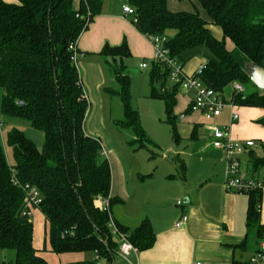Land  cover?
<instances>
[{"label": "trees", "instance_id": "obj_1", "mask_svg": "<svg viewBox=\"0 0 264 264\" xmlns=\"http://www.w3.org/2000/svg\"><path fill=\"white\" fill-rule=\"evenodd\" d=\"M127 1L136 10L135 24L143 34L168 35L167 31L176 30L174 36L168 35L167 45L179 61L185 50L206 45L214 58L206 63L202 80L222 94L229 84L252 81L250 64L264 68V0H198L209 20L198 10L171 11L167 0ZM102 4L103 0H81L75 8L74 0H0V111L4 117L26 120L44 135L39 147L19 128L7 133L14 166L0 144V250L16 252L14 261L3 264H49L34 246L31 217L23 214L26 185L37 187L43 196L39 209L46 218L52 251L97 250L99 256L109 258L117 250L109 216L97 203L100 196L111 195V165L100 140L84 129L89 99L70 49L101 12ZM210 23L221 27L222 39L215 37ZM228 40L233 49L227 47ZM101 54L123 58L130 51L127 43L107 44ZM114 71L124 105L125 118L120 123L133 127L142 142L145 132L130 102L131 77L122 62ZM169 79V70L153 63L151 96L165 101L173 124L179 84L168 89ZM231 100L264 108V90H234ZM260 122L264 125V117ZM259 161L264 164V158ZM260 202L261 190L250 192L247 225L259 234L264 232L258 223ZM119 227L141 250L156 241L148 219L134 229Z\"/></svg>", "mask_w": 264, "mask_h": 264}, {"label": "crops", "instance_id": "obj_2", "mask_svg": "<svg viewBox=\"0 0 264 264\" xmlns=\"http://www.w3.org/2000/svg\"><path fill=\"white\" fill-rule=\"evenodd\" d=\"M4 1L8 3L18 2V0ZM80 1L74 0L75 8H79ZM124 4L129 3L127 0H103L101 12L94 17L88 29L78 39V69L83 84L87 83L91 90H93L92 84L99 91H102L107 82L116 81L115 71L112 73L111 70L107 69L111 60L117 66L118 62L124 63L125 73L128 72V75H130L128 66L132 65L131 59L133 57L137 58L139 68L148 69L151 65L150 71L152 70L153 44L149 36L137 28L134 18L124 13ZM167 4L168 8L175 12L198 10L205 19L209 20L207 12L198 0H167ZM209 28L215 37L222 39L221 27L210 23ZM167 34L174 36L176 30L171 29L167 31ZM123 43L128 45L129 56L113 58L101 54L105 45L117 46ZM227 47L233 49L232 41L231 43L227 41ZM212 58H214V54L206 45L189 48L181 54L186 74H193L197 68ZM147 60H150V64L148 63L147 67H142L141 64ZM79 65H82L84 74ZM130 77L132 86V76L130 75ZM149 81L151 94V73L149 74ZM170 82L172 83L171 86H169ZM175 84L177 83L169 79L167 88L172 89ZM181 88L179 85L174 114L177 117L181 115L183 121H189L193 124L191 139L198 141L201 129H204L206 137L210 139L204 146L195 142L191 151H185V159L179 155L174 158L172 168L169 169L170 173L167 175L160 174L161 178L164 176L166 179H172L173 184H164H167L168 190L177 192V194L183 193L186 198L185 204L184 202L182 205L177 203V206L173 208L171 218H167V213L162 210H155L153 213L146 211L138 200L139 197H143L141 194L138 197L137 182L131 173H127L123 160L98 138L103 149L107 152L106 158L111 165L110 194L115 200L111 205L113 217L118 225L129 229L138 227L143 220L148 219L156 234V241L149 249L141 250L139 248L137 252L123 255L119 251V240L116 238L118 241L117 250L109 258L102 256L97 258L95 250L56 253L51 249L45 215L41 209L35 208L31 217L34 223L33 242L35 248L40 251V254L46 258L49 264H197L198 262L202 264H251V258L264 240V232L259 234L256 229H248L250 193L228 191L225 187L227 158L224 150L216 147L213 143L212 128L214 125L212 121L225 123L226 125H224L230 128L229 133L234 140H256L257 145L255 147H246L244 152L240 154V161L242 170L248 177L261 178L264 177V164L258 162V159L264 158V125L260 122L264 117V108L241 107L239 120L235 122L231 121L232 109L229 106L226 107H229L230 110H226L225 107L220 115L212 117H208L202 111L187 112L194 93L183 88V92H181ZM85 90L87 92V89ZM222 95L226 99L225 92ZM2 96L3 90L0 88V110ZM180 100L181 102H179ZM88 113L86 118L89 115L88 118L90 119L88 125L85 119L84 129L86 128V133L91 136L95 134L90 122L91 111ZM5 118L7 117H4L0 111V144L4 146L9 164L14 166V156L12 161L8 154V151L13 154V149L8 145L7 138H5V142L9 146V150L5 148L4 139L1 137V127L3 126L2 123L6 121ZM38 146L41 147L42 145ZM193 164L202 167V171L199 172L197 179L190 180ZM152 175L153 173L150 174L151 178ZM179 179L180 182H177ZM151 187L153 188L150 192L151 195L159 197L161 194L158 190L161 187L156 188L154 183L151 184ZM133 200L135 201L132 205L135 204V206L128 207ZM97 203L101 207L99 200ZM184 214L188 215V221L183 226L177 227L176 222ZM258 223L260 227H264V190H261ZM42 228L45 235L42 234ZM42 251L47 253H42Z\"/></svg>", "mask_w": 264, "mask_h": 264}, {"label": "rangeland", "instance_id": "obj_3", "mask_svg": "<svg viewBox=\"0 0 264 264\" xmlns=\"http://www.w3.org/2000/svg\"><path fill=\"white\" fill-rule=\"evenodd\" d=\"M228 42L231 43L230 40H228ZM131 60L132 65L128 66V70L132 76L130 102L132 108L137 111L139 115L140 124L145 132V137L141 142L133 127L125 126L119 122L125 118V114L124 105L119 93L121 91V85L117 79L115 82H107V85L102 91H99V89L94 87L93 84V90H91L85 81V89H87V92L89 93H87V95H89L90 103L88 107L89 113L91 111L90 122L92 123V131L95 134L91 136L100 138L105 146L107 145L113 153L123 160L127 173H131L135 182H137V190L139 191L138 197L140 194L143 197H139L138 199L140 205L144 207L146 211H150L151 213L155 210H162L167 213V218H171V213L173 212V208L177 206V201L182 200L185 204L186 198L183 193L177 194V192L168 190L167 184H173V181L172 179H166L164 176L161 178L160 174L167 175L170 173L169 169L172 168L174 158L178 155L184 158L185 151H191L195 146V142L204 146L210 141V139L206 137L204 129L200 130L198 141L191 139L190 136L193 124L189 121H183L181 115L176 118L175 123H170L166 114L165 101L161 98H154L150 94L149 74L151 73V65H149L148 69H141L138 67L136 57H133ZM110 62L111 63L107 65V69L109 71L111 70L113 73L116 65L112 60ZM119 63L120 62H118V65ZM147 63L150 64V60H147ZM79 68L84 74L82 65H79ZM171 85L172 83L170 82L169 86ZM243 86L245 88L243 91L244 93L264 90L257 86L253 81H249ZM233 91L234 88L232 83L225 89L226 101H231L230 97ZM181 92H183L182 88ZM179 102H181V100ZM235 107L236 112L239 114L241 107L244 106L235 105ZM93 110L95 111L92 113ZM226 110H230V108L226 107ZM88 117L86 118L87 125L90 119ZM5 119L6 123L3 122V126L1 127V137L4 139L5 148L9 150V146L5 142L7 132L15 127L25 131V133L38 145H42L41 143L44 141L43 133L33 128L26 120L15 117ZM212 124L219 128H225L226 125L219 121H212ZM8 154L13 161V154L10 151H8ZM104 156L107 157V155ZM201 168L202 167L195 164L192 165L190 180L198 178L199 172L202 171ZM151 173H153L152 178L150 177ZM177 182H180V179ZM153 183L156 188L161 187V189L158 190L161 194L159 197H154L150 193L151 190H153L151 187V184ZM134 201L135 200L130 202L128 207L135 206V204L132 205ZM42 234L45 235L43 228ZM43 245L42 242V247ZM42 253L47 252L42 251ZM15 257L16 252L14 249L0 250V264H3L4 261H14Z\"/></svg>", "mask_w": 264, "mask_h": 264}, {"label": "built area", "instance_id": "obj_4", "mask_svg": "<svg viewBox=\"0 0 264 264\" xmlns=\"http://www.w3.org/2000/svg\"><path fill=\"white\" fill-rule=\"evenodd\" d=\"M123 10L126 15L132 16L135 21L136 10L130 4H124ZM149 38L154 47L153 63H157L165 66L169 70L170 80L179 84L184 90L192 91L194 93L192 99L193 111H202L208 117L218 116L221 114L226 106L231 107V121L235 122L239 120L240 115L236 112L235 103L231 100L226 101L222 93L209 87L202 80V75L206 64L201 65L193 74H186L184 71V65L177 57L171 54L170 48L167 43L169 36L166 34H152ZM77 42L70 45V49L73 51V60L78 67V49ZM148 63L143 62L142 67H147ZM233 88L237 92H243L244 86L239 82L233 83ZM230 128H219L214 126L212 128V134L214 137V145L224 150L227 158V168L225 173V187L228 191H234L237 193H250L256 190H264V177H248L242 170L240 154L244 152L246 147H255L257 145L256 140L249 139L246 141L234 140L230 135ZM106 155L107 152L104 151ZM18 182V181H17ZM26 208L24 215L32 217L35 208H39L43 196L37 187L26 185ZM99 202L101 209L109 216L108 226L111 229L112 234L119 240V251L123 255H129L132 252H137L139 247L134 244L129 235L123 232L117 224L115 218L112 215L111 195L100 196ZM178 205H182L183 201L178 200ZM188 221V215L184 214L180 220L176 222L177 227L183 226ZM97 258H99L98 251L96 250ZM264 261V240L260 243V247L251 258V264H262ZM197 264H202L198 262Z\"/></svg>", "mask_w": 264, "mask_h": 264}, {"label": "water", "instance_id": "obj_5", "mask_svg": "<svg viewBox=\"0 0 264 264\" xmlns=\"http://www.w3.org/2000/svg\"><path fill=\"white\" fill-rule=\"evenodd\" d=\"M249 68V75L251 80L261 89H264V68L256 64H250Z\"/></svg>", "mask_w": 264, "mask_h": 264}, {"label": "bare ground", "instance_id": "obj_6", "mask_svg": "<svg viewBox=\"0 0 264 264\" xmlns=\"http://www.w3.org/2000/svg\"><path fill=\"white\" fill-rule=\"evenodd\" d=\"M77 49H78V47H77ZM104 151H105V150H103V155H105V154H104ZM111 197H112V196H111Z\"/></svg>", "mask_w": 264, "mask_h": 264}]
</instances>
